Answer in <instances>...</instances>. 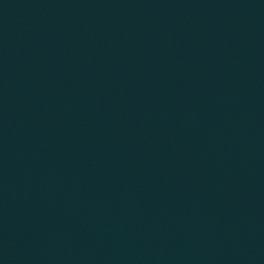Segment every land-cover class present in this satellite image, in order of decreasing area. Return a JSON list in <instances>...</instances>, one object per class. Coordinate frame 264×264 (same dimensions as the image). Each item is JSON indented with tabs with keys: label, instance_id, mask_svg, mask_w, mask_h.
<instances>
[{
	"label": "water",
	"instance_id": "water-1",
	"mask_svg": "<svg viewBox=\"0 0 264 264\" xmlns=\"http://www.w3.org/2000/svg\"><path fill=\"white\" fill-rule=\"evenodd\" d=\"M0 264H264V0H0Z\"/></svg>",
	"mask_w": 264,
	"mask_h": 264
}]
</instances>
